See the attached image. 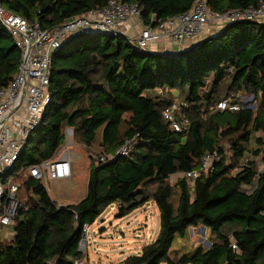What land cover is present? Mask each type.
<instances>
[{
	"label": "trees",
	"instance_id": "1",
	"mask_svg": "<svg viewBox=\"0 0 264 264\" xmlns=\"http://www.w3.org/2000/svg\"><path fill=\"white\" fill-rule=\"evenodd\" d=\"M108 1L0 0L5 9L38 21L43 29ZM118 1L137 3L144 24L156 26L158 19L187 12L195 0ZM207 4L225 13L259 7L264 0ZM21 59L15 36L0 21V89L13 80ZM50 92L42 123L8 173L19 186L22 207L10 226L13 236L0 233V264L87 261L80 250L85 226L114 203L122 218L150 200L160 210L159 234L124 264H264V138L249 147L252 135L264 132V22H229L187 50L164 53L145 51L122 35L82 33L53 54ZM242 94L261 99L262 109L218 107L229 97L240 103ZM67 127L79 133L85 148L99 139L102 152L91 163L86 196L62 206L30 168L57 154ZM224 139L232 145L230 162ZM128 140H134L131 152L118 155ZM208 153L217 158L205 172L201 160ZM193 170L199 171L194 181H168ZM3 204L0 200V214ZM200 225L210 233V248L200 245L172 258L176 238Z\"/></svg>",
	"mask_w": 264,
	"mask_h": 264
},
{
	"label": "built area",
	"instance_id": "2",
	"mask_svg": "<svg viewBox=\"0 0 264 264\" xmlns=\"http://www.w3.org/2000/svg\"><path fill=\"white\" fill-rule=\"evenodd\" d=\"M142 10L137 3L109 0L100 9L67 18L52 29H43L38 21L30 23L5 9L0 2V20L15 36L16 43L22 50V59L13 80L0 89V200L4 201L0 214V233L5 231V238L14 234L8 228L12 226L22 207L18 197L19 186L9 179L8 173L13 169L33 131L42 123L51 98L53 54L68 39L87 32L111 33L126 37L145 51L158 52L151 50L154 43L166 48L176 42L180 50L189 41L196 40L192 43L193 46L198 44L203 40L201 36L210 29V23V26L214 24L221 28L229 22L242 19L264 22V4L218 13L208 7L207 0H195L190 10L164 21L158 19L156 26L144 24ZM218 107L234 111L240 109V104L226 99ZM175 108L174 104L167 110L166 116L171 118V111ZM173 126L177 130L182 129L177 121L173 122ZM133 144L134 140L126 141L118 148L117 154L128 155ZM216 156L205 154L201 160L202 169L212 170ZM100 158L103 160L106 156L103 154ZM72 164L71 151L65 147L60 154L57 153L53 158L31 167L30 172L45 184L70 178ZM198 175L197 170L183 174L190 181H194ZM88 228V225L84 228L85 233L80 242L81 251L87 239ZM233 246L236 248L235 244ZM47 264H54V259H50ZM75 264L83 262L77 260Z\"/></svg>",
	"mask_w": 264,
	"mask_h": 264
},
{
	"label": "rangeland",
	"instance_id": "3",
	"mask_svg": "<svg viewBox=\"0 0 264 264\" xmlns=\"http://www.w3.org/2000/svg\"><path fill=\"white\" fill-rule=\"evenodd\" d=\"M210 24V29L201 36L203 39L220 28L219 25L212 24L210 26ZM201 37L197 40H200ZM194 41H189L187 45L193 46ZM229 99L233 101L232 98L229 97ZM239 102L240 108H250L254 112L262 109L261 99H255L254 95L242 94L239 96ZM65 132L66 140L57 153L60 154L65 147L70 149L73 156L71 179L66 181L67 183H64L63 180L45 182L51 197L62 206L76 203L86 196L90 174L89 160L91 162L96 160V155L102 152L99 139L91 148H85L80 143L79 133L74 128L67 127ZM259 137L264 138V132H257L252 135L250 148L257 147ZM221 144L225 148L227 160L230 162L233 154L230 139L222 140ZM76 147H80L79 149L82 151L77 158L75 156ZM246 158H249V154ZM263 168L264 160H261L260 169ZM78 171H80L79 174ZM182 177H184L183 173L173 174L168 181L174 185ZM70 183L72 185L69 188ZM178 197L179 193H176L174 196L175 204H178ZM119 208L120 205L114 203L105 210L94 224L89 226L86 233L87 239L85 238L86 241L82 247L83 253L87 256V261H82L83 264H124L126 258L141 254L144 247L155 243L160 231V210L153 200L122 218L118 216ZM2 234L4 235L5 231ZM209 237V231L202 225L190 227L185 237L176 238L171 249V257L178 258L184 253H190L200 245L205 249L210 248L212 243Z\"/></svg>",
	"mask_w": 264,
	"mask_h": 264
},
{
	"label": "crops",
	"instance_id": "4",
	"mask_svg": "<svg viewBox=\"0 0 264 264\" xmlns=\"http://www.w3.org/2000/svg\"><path fill=\"white\" fill-rule=\"evenodd\" d=\"M139 28V27H138ZM217 31H219V29L218 30H216V32ZM192 47V45H187V44H185L184 46H182V49L181 50H187V49H189V48H191ZM151 50L152 51H158V52H162V53H164V52H172V51H181L180 50V48H179V46H178V44L176 43V42H174V43H172V44H170V46H167L166 48L163 46V45H161V44H157V43H154L153 44V46H152V48H151ZM80 147H76V153H75V156H76V158L77 157H79V155H80V153L82 152L80 149H79ZM87 162V161H86ZM91 161L89 160V168L91 167ZM78 164H80V163H78ZM90 171V170H89ZM78 174L80 173V171H78L77 172ZM69 179H71V177L70 178H68V179H65V180H63L64 181V183L66 182V181H70ZM89 179V178H88ZM67 183V182H66ZM71 185H72V183H70L68 186H69V188L71 187ZM88 187V186H87ZM10 232H13V230H12V227H10V229H8ZM2 236H4V237H6V235L4 234H2ZM13 235L12 234H10V235H7V237L10 239L11 237H12Z\"/></svg>",
	"mask_w": 264,
	"mask_h": 264
},
{
	"label": "water",
	"instance_id": "5",
	"mask_svg": "<svg viewBox=\"0 0 264 264\" xmlns=\"http://www.w3.org/2000/svg\"><path fill=\"white\" fill-rule=\"evenodd\" d=\"M203 228L207 229L205 226H203Z\"/></svg>",
	"mask_w": 264,
	"mask_h": 264
},
{
	"label": "bare ground",
	"instance_id": "6",
	"mask_svg": "<svg viewBox=\"0 0 264 264\" xmlns=\"http://www.w3.org/2000/svg\"><path fill=\"white\" fill-rule=\"evenodd\" d=\"M1 21V20H0ZM2 22V21H1Z\"/></svg>",
	"mask_w": 264,
	"mask_h": 264
}]
</instances>
